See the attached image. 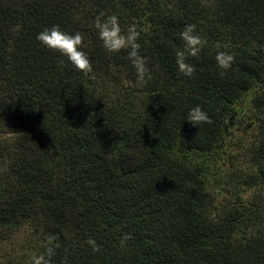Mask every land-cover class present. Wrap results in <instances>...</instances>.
<instances>
[{
  "label": "trees",
  "instance_id": "16d2710c",
  "mask_svg": "<svg viewBox=\"0 0 264 264\" xmlns=\"http://www.w3.org/2000/svg\"><path fill=\"white\" fill-rule=\"evenodd\" d=\"M111 15L138 33L151 79L137 80L129 50L103 48L95 24ZM54 25L81 35L90 72L37 40ZM255 89L264 112V0H0V264H264V116L251 202L216 206L198 159L222 152ZM194 106L209 123L185 120Z\"/></svg>",
  "mask_w": 264,
  "mask_h": 264
},
{
  "label": "rangeland",
  "instance_id": "374dc122",
  "mask_svg": "<svg viewBox=\"0 0 264 264\" xmlns=\"http://www.w3.org/2000/svg\"><path fill=\"white\" fill-rule=\"evenodd\" d=\"M258 93V89L248 92L234 105L226 121L227 139L222 152L215 156L207 153L198 157L207 164L210 170L208 176L211 177V173L215 172L214 177L210 178L209 189L219 208L238 200L251 202L255 198L254 191L246 188L245 176L255 171L250 161V148L257 140L264 116V112L252 103ZM263 194L264 190L261 192ZM31 233V229H23L13 239L14 243L22 248L27 246Z\"/></svg>",
  "mask_w": 264,
  "mask_h": 264
},
{
  "label": "clouds",
  "instance_id": "9594fccd",
  "mask_svg": "<svg viewBox=\"0 0 264 264\" xmlns=\"http://www.w3.org/2000/svg\"><path fill=\"white\" fill-rule=\"evenodd\" d=\"M104 14L101 13V16ZM98 38L102 41L103 48L109 53H118L122 49L128 51V59L136 71V77L139 82H144L146 79H151V75L145 67L144 59L138 54L139 44L137 43L138 33L134 28H129L127 35L122 34L118 17L115 15L107 18H98L95 24ZM194 27L187 25L185 30L181 33V38L186 42L190 54L195 55L199 48L197 45H202V39L193 35ZM37 40L46 48L57 51L77 70L85 73L91 71V65L87 55L80 50L82 37L79 33L70 34L63 31L58 25L51 28H45L37 34ZM218 66L221 69L227 70L231 67L234 60L233 55L225 52H220L216 56ZM178 66L180 71L185 75L190 76L193 68L184 63V58L181 55L178 58ZM186 121L193 126H200L210 122V118L206 111L199 106H194L188 109L186 113ZM88 243L96 250L94 240H89ZM43 257L37 258L35 264H41Z\"/></svg>",
  "mask_w": 264,
  "mask_h": 264
}]
</instances>
